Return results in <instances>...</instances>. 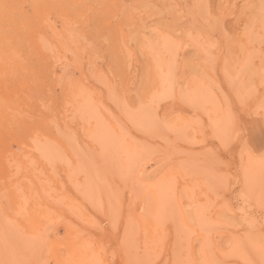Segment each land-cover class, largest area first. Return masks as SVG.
Listing matches in <instances>:
<instances>
[{
    "label": "rangeland",
    "instance_id": "obj_1",
    "mask_svg": "<svg viewBox=\"0 0 264 264\" xmlns=\"http://www.w3.org/2000/svg\"><path fill=\"white\" fill-rule=\"evenodd\" d=\"M20 1L0 264H264V0Z\"/></svg>",
    "mask_w": 264,
    "mask_h": 264
},
{
    "label": "bare ground",
    "instance_id": "obj_2",
    "mask_svg": "<svg viewBox=\"0 0 264 264\" xmlns=\"http://www.w3.org/2000/svg\"><path fill=\"white\" fill-rule=\"evenodd\" d=\"M27 1H29V2H28V4H29L28 6H29L31 9H33V10H36V9H37V10H40V11H42V10L44 11L45 8H47L46 6H48V5H47V2H48L47 0H27ZM24 2H26V0H21L20 3H18L19 6H17L18 9H19L18 15H19V13H20L21 18H19L18 15H16L15 18H12V19H11V24H14V25L16 26V27H14V30H15L16 34H18V38H19V40H20V41L25 45V47H26V46H28V45L31 43V36H32V35H28V34L25 33L26 31H25V32L23 31V30H25L26 27H29V26H27V25L25 26L24 23L26 22L25 18L27 19V21H29L30 19L32 20V18H31V17H32V16H31L32 13H30V15H28L29 12H26V11H25V10H27V8H26V9L23 8V7H24V6H23V5H24V4H23ZM0 3H1V0H0ZM28 6H26V7H28ZM16 9H17V8H16ZM14 10H15V9H14ZM10 12H11V11L8 12V13H9V14H7L8 16H10ZM15 12H16V10H15ZM30 12H32V11L30 10ZM44 12H45V11H44ZM12 13L14 14V12H12ZM24 13H26L28 17H25V18L23 19L22 14H23L24 16L26 15V14H24ZM39 13H40V12H39ZM41 13H42V12H41ZM41 13H40V15H41ZM13 14H12V16H13ZM16 14H17V12H16ZM36 14H37V13H36ZM30 16H31V17H30ZM41 16H42V15H41ZM10 17H11V16H10ZM10 17H6V19L9 18V20H8V19H7V20L10 21ZM13 17H14V16H13ZM42 17H43V16H42ZM33 18H34V22H36V23L40 21V20L35 21V11H34V17H33ZM39 18H40V17H39ZM28 19H29V20H28ZM7 20H6V21H7ZM21 20H25V22H23V27H21V25H20L21 22H22ZM8 21H7V22H8ZM44 21H45V19H44ZM7 22H5V24H7ZM32 22H33V21H32ZM34 22H33V23H34ZM9 23H10V22H9ZM28 23H29V22H28ZM33 23H31V21H30V23H29L30 27H31V24L33 25ZM43 23H44V22H43ZM25 24H26V23H25ZM40 24H41V23L39 22V24L37 23L36 25H40ZM44 24H45V23H44ZM9 26H10V24H9ZM24 26H25V28H24ZM42 26H43V25H42ZM43 27H44V26H43ZM43 27H42V28H43ZM16 28H19L20 30H22L21 28H23V30H22L23 32L21 31V33H23V34L19 33L20 30H19V29H16ZM40 28H41V27H40ZM26 29H28V28H26ZM18 30H19V31H18ZM28 30H30V28H29ZM28 30H27V31H28ZM24 33H25V34H24ZM27 33H29V32H27ZM29 34H32V33L30 32ZM20 36H21V37H20ZM32 39L34 40L33 36H32ZM33 40H32V42H33ZM16 41H18V39H16ZM30 45H31V44H30ZM28 47H29V46H28ZM28 47H27V48H28ZM27 48H25V49H27ZM9 50H10V49H9ZM10 52H11L12 54H16V55H21V54H22L19 50H17V51H15V50H10ZM152 94H153V93H152ZM150 98H151V97H150ZM17 195L20 197L21 194L18 193L17 191H15V194H14L13 196L17 197V200L19 201V203H21L20 201H22V198H19V199H18V196H17ZM21 197H22V196H21ZM17 204H18V203H17ZM24 205H26V204H24ZM24 205H23V202H22V203H21V207L24 206ZM33 205L35 206V204H32V208H33ZM6 206H8V205H6ZM15 206H16V205H15ZM19 206H20V204H19ZM27 206H28V205H27ZM27 206H26V207H27ZM38 206H39V205H38ZM38 206H37V207H38ZM17 207H18V205H17ZM40 208H41V207H40ZM40 208H39V209H40ZM42 208H43V207H42ZM18 209H19V208H18ZM21 209H23V207H22ZM36 209H37V208L35 207V208L32 209V211H33V210H36ZM43 209H44V208H43ZM43 209H42V210H43ZM4 210H5V209H4ZM8 210H9V209H8ZM22 211H25V210H22ZM22 211H20V209H19V210L16 211V212H21V213H22ZM3 212H4V211H3ZM8 212H9V211H8ZM38 212H39V210H38ZM14 213H15V212H14ZM23 213H24V212H23ZM28 213H29V212H28ZM34 213H35V212H32V214H34ZM46 213H47V212H46ZM7 214H8V213H7ZM47 214H48V213H47ZM47 214H46V215H47ZM18 215H19V213H18ZM21 215H22V214H21ZM23 215H24V214H23ZM37 215H42V214H41V213H38ZM37 215L35 216V214H34L33 216H35V219H36V220H39V222H40V224H38L37 226L35 225V229L39 230V227H40V226H41V229L45 227L44 224H43V223H44L43 221L45 220V216H46V215L44 216V219H43L42 216H41V217H37ZM29 216H30V215H29ZM29 216H28V217H29ZM11 217H13V216L11 215ZM15 217H16V215H15ZM22 217H24V216H21V219H22ZM17 218H18V217H17ZM24 218H25V217H24ZM26 218H27V217H26ZM26 218H25V219H26ZM11 219H12V218H11ZM0 220H1V219H0ZM12 220H13V219H12ZM13 221H14V220H13ZM21 221H23V220H21ZM15 222H16V221H15ZM15 222H14V223H15ZM24 222H26V221H24ZM29 222H30V221H29ZM32 222H33V220H32ZM36 222H37V221H36ZM0 223H1V221H0ZM16 223H17V222H16ZM37 223H38V222H37ZM30 224H31V223H30ZM35 224H36V223H35ZM41 224H43V225H41ZM16 225H17V224H16ZM39 225H40V226H39ZM45 225H46V224H45ZM0 226H2V223H1ZM21 226H22V224H21ZM24 226H25V225H24ZM38 226H39V227H38ZM43 226H44V227H43ZM18 227L20 228V225H19ZM22 227H23V226H22ZM19 228H18L17 230H19ZM31 228H32V227H31ZM28 229H29V228H28ZM24 230H25V228H24ZM28 231H29V230H28ZM39 231H42V232H43V231H45V229H43V230H39ZM29 232H31V231H29ZM12 246H14V245L12 244ZM12 246H10V247H12ZM10 247H8V248H10ZM15 248H16V247H15ZM15 248H14V249H15Z\"/></svg>",
    "mask_w": 264,
    "mask_h": 264
}]
</instances>
